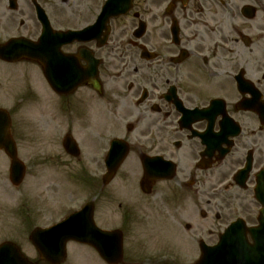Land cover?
<instances>
[{"label":"flooded vegetation","instance_id":"obj_1","mask_svg":"<svg viewBox=\"0 0 264 264\" xmlns=\"http://www.w3.org/2000/svg\"><path fill=\"white\" fill-rule=\"evenodd\" d=\"M110 1L0 0V39L37 56L22 64L36 77L37 134L52 135L36 137V160L96 194L121 264H140L136 248L214 249L224 235L228 264H264V0H114L128 12L106 25ZM73 31L86 33L59 35ZM112 145L126 156L107 184ZM2 213L4 242L49 264L26 227L37 215L15 212L14 229ZM74 246L64 264H107ZM169 257L145 264H179Z\"/></svg>","mask_w":264,"mask_h":264},{"label":"rangeland","instance_id":"obj_2","mask_svg":"<svg viewBox=\"0 0 264 264\" xmlns=\"http://www.w3.org/2000/svg\"><path fill=\"white\" fill-rule=\"evenodd\" d=\"M0 42H2V39H0ZM28 67L23 64L10 66L0 62V109L4 108L11 113L14 136L21 141V157L26 159V163L31 169V175L35 176L27 180L25 187L19 192L15 191L9 180L6 181L9 162L4 161L2 154H0V215L5 212L9 217H13L16 221L14 229L18 224L17 216L14 215L15 212L26 214V216L30 213L31 217L32 215H37L32 217V222L28 219L25 221L27 228L32 226L31 223L37 222L40 216L39 225L42 223V226H47L60 221L71 214L72 211L82 208L87 201L83 188L71 182H60L54 177L50 168L52 164L50 159L42 162V165H44L42 167L30 166V161L32 162L36 156L40 155L41 146L36 147V137H43L45 138L44 141L48 142L50 135H52V130L50 124L45 126L47 128L42 134H37L38 116L36 114L39 115L40 109L39 106L35 105L36 77L28 70ZM21 97H25L27 102L21 104ZM47 148L49 149V147ZM20 201L26 202L25 208L21 207ZM1 222L0 243L5 240V236L9 233V228L5 227ZM136 251L140 264H145V260L148 257L164 253L173 255L174 257H169L168 259H175L174 261L179 264H194L200 256L199 251L191 253L188 250L161 253L151 249L143 251L136 248ZM95 259L96 257L91 255V258H88L84 263L96 264ZM70 262L75 263L73 259Z\"/></svg>","mask_w":264,"mask_h":264},{"label":"water","instance_id":"obj_3","mask_svg":"<svg viewBox=\"0 0 264 264\" xmlns=\"http://www.w3.org/2000/svg\"><path fill=\"white\" fill-rule=\"evenodd\" d=\"M34 52V47L24 40H12L5 45H0V59L11 64L25 59L32 60V62L35 61L37 56ZM10 127L11 119L8 113L0 110V150H5L6 154L12 159L11 179L14 184H19L24 171L23 165L16 159V146L10 135ZM113 235L100 233L93 223L92 211L89 213L84 211L70 217L67 221L51 230L35 232L32 236V242L50 263L60 264L64 261L65 245L69 240L90 244L101 254L106 255L112 251L110 237ZM116 243L119 246V248H116L118 249L117 254L119 253L116 257L118 258L121 253L120 241ZM7 250H9V245L7 244L0 247V264H3V260L6 259L2 252ZM213 253L209 249L203 250L199 264H224L221 260H218L217 263L213 262ZM7 258L9 261L4 264L8 262H10L9 264L12 262L25 264L24 259L16 254V251L15 254L9 252Z\"/></svg>","mask_w":264,"mask_h":264}]
</instances>
